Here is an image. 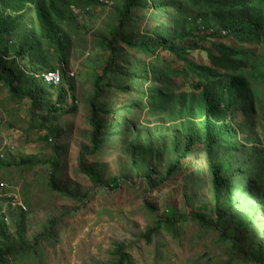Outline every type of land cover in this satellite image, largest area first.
Masks as SVG:
<instances>
[{"label":"rangeland","instance_id":"1","mask_svg":"<svg viewBox=\"0 0 264 264\" xmlns=\"http://www.w3.org/2000/svg\"><path fill=\"white\" fill-rule=\"evenodd\" d=\"M121 5V0H95L91 8L74 9L78 27L72 23L63 25L70 38L68 62L61 65L57 56L52 55L49 66L60 72L64 70L75 85L76 100H73L67 83L63 84L67 90V112L56 114L52 110L59 93L56 88L47 87L39 76L41 72L31 79L40 91L46 88L42 101L45 107L34 110L31 97H15L0 83V162L4 163H0V246L19 240L18 245H25L17 259L7 264H114L119 244L125 245L138 264H256L234 252L231 243L234 240L231 236L240 234L235 220L242 213L231 210L220 217L214 210L210 168L202 144H196L181 166L168 172L175 153L173 135L183 133L170 127L180 121L170 117L169 111L154 115L147 108H136L135 119L131 120L126 112L122 117L123 128L133 125L135 132L120 135L112 146L107 143L101 151L88 155L87 170L80 167V153L90 146L95 77L102 73L109 53L102 42L113 33ZM160 13L157 22L156 9L151 5L149 9L133 8L134 27L141 37L154 33L156 27L167 21L166 14ZM26 23L20 31H28ZM16 36L9 34L7 38L15 40ZM210 44V40L203 43ZM158 52L161 60L157 59ZM259 53L264 57V47H260ZM191 54L198 62L208 63L205 51ZM13 55L5 53L4 58L11 59ZM133 56L137 58L139 54L135 52ZM141 56L146 62H160L158 70L163 74L160 84L153 79L152 83L145 81L141 86H158L164 93L166 86L175 94L193 92L192 76L181 73L183 63L167 50L154 48ZM32 63L26 53L18 57L15 68L30 77L34 71ZM252 83L257 91L253 116L250 118L241 109L237 111L234 119L240 129L237 145L221 146L215 160L224 166L251 157V170L242 172V177L248 180L250 196L261 202L264 200V80ZM135 84L129 92H124L115 82L116 89H105V100L116 98V106L123 105L129 96L138 101ZM43 115L48 116V122L58 116L55 138L49 137L44 128L34 126L44 121ZM114 117L120 118L118 113ZM105 118L110 120L111 116ZM106 125L105 129L110 130L111 124ZM152 152L159 155L152 156ZM54 168L53 186L50 181ZM152 168L153 174L148 177L147 170ZM55 186L78 195L63 194ZM168 219L175 223L171 225ZM202 220L210 223L218 220L219 227H207ZM258 222H264V208ZM155 226H159L157 230ZM18 229L22 237L18 236ZM245 244L242 236L239 246L246 247Z\"/></svg>","mask_w":264,"mask_h":264},{"label":"trees","instance_id":"2","mask_svg":"<svg viewBox=\"0 0 264 264\" xmlns=\"http://www.w3.org/2000/svg\"><path fill=\"white\" fill-rule=\"evenodd\" d=\"M121 1L122 5L117 9V25L113 33L102 42L103 48L109 50V53L102 73L95 77V95L91 99L94 113L91 119L90 146L80 153V167L87 170L85 161L88 155L101 151L107 143L112 146L120 135L135 132L136 127L133 125L123 128L122 117L126 112L131 120L135 119L136 108H147L154 115L160 114L162 110L169 111L170 117L180 121L170 127L182 130L183 133L180 135L175 132L173 135L175 153L173 165L168 172L180 167L194 146L201 143L208 157L214 210L220 217L231 210L242 213L235 220L240 234L231 236L234 239L231 241L234 252L246 261L264 264V222H258L264 200L260 202L259 198L250 196L248 180L242 177V172L251 170L253 160L248 157L238 164L228 162L224 166L215 160L221 146L237 145L240 132L234 122L237 111L241 109L248 112L250 118L253 116V102L257 91L253 90L252 82L264 80V57L259 53L260 47H264V0ZM94 2L95 0H0V83L15 97H31L32 110L44 106L42 101L46 89L43 87L40 91L39 86L32 84L34 74L37 76L38 72L54 69L49 66L52 55L57 56L61 65L68 62L70 38L63 25L72 23L78 27L74 9L91 8L90 5ZM150 5L156 9L157 22L161 11L166 14L167 21L156 27L154 33H147L143 38L134 27L133 19L136 16L133 15V8L149 9ZM26 21L28 31L21 32L19 29ZM14 33L17 34L15 40L7 38V35ZM207 40H210V46L203 45ZM154 48L167 50L177 61L183 63L181 73L192 76L193 92L175 94L166 86L164 93L157 85L155 88L141 86L145 81L152 83L155 80L159 84L162 81L163 74L158 70L160 62H146L141 56L142 53L149 54ZM197 50L206 52L208 63L198 62L192 57V51ZM135 52L139 54L137 58L133 56ZM5 53L15 55L11 59H5ZM26 53H29L34 65L31 66L34 71L30 77L23 76L15 68L18 57ZM157 59L161 60L159 52ZM153 69L156 71L153 72ZM61 77L62 82L58 86L46 84L47 87L56 88L59 93L57 101L52 105L56 114L68 111L65 107L67 90L64 83H67L72 99L76 100L75 85L64 70ZM115 82L118 89L124 92H129L136 83L138 101H133L129 96L123 105L116 106V98L107 102L104 97L105 89H116ZM75 107L73 104V110ZM99 113L103 116L100 117ZM117 113L120 116L118 119L114 117ZM106 115L111 116L110 120H106ZM33 118L36 119L35 116ZM43 120L34 126L44 128L49 137L55 138L58 116L55 115L48 122V116L43 115ZM106 124H111L110 130L105 129ZM138 126L143 127L140 123ZM252 151L255 153L257 150L254 148ZM151 155L157 157L159 152H152ZM53 165L57 167V162L53 161ZM147 171L148 177H151L153 168ZM55 175L54 168L50 181L53 186ZM53 188L66 195H78L73 190L67 192L59 186ZM167 221L171 225L175 223L174 220ZM219 222L202 220L205 226L217 229ZM4 225L2 222V226ZM155 227L157 230L159 226ZM241 233L246 240V247L239 246ZM221 235L227 241L224 231ZM18 236L22 237L19 229ZM19 241H9L0 246V264L17 259L25 247L18 245ZM116 255L118 259L114 264H138L131 253L126 251L124 244L116 246Z\"/></svg>","mask_w":264,"mask_h":264},{"label":"built area","instance_id":"3","mask_svg":"<svg viewBox=\"0 0 264 264\" xmlns=\"http://www.w3.org/2000/svg\"><path fill=\"white\" fill-rule=\"evenodd\" d=\"M46 84L58 86L62 82L61 72L59 69L43 71L39 74Z\"/></svg>","mask_w":264,"mask_h":264}]
</instances>
